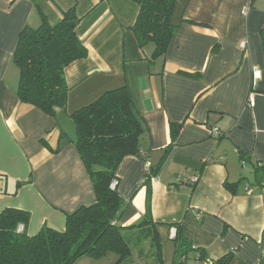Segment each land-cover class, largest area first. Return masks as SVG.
Instances as JSON below:
<instances>
[{"label":"crops","instance_id":"0c3cea01","mask_svg":"<svg viewBox=\"0 0 264 264\" xmlns=\"http://www.w3.org/2000/svg\"><path fill=\"white\" fill-rule=\"evenodd\" d=\"M172 1L177 31L164 57L152 58L154 45L140 46L132 31L135 0H0V213H29L25 232L33 237L43 227L63 232L66 215L95 203L70 115L125 87L145 128L141 147L151 167L162 164L145 183L143 161L120 163L123 227L146 222L136 229L156 233L161 264H175L173 227L200 250L187 264L198 254L217 264H264V0ZM70 10L87 56L65 69L66 107L49 117L18 100L13 52L23 28L54 26ZM181 175L198 181L177 184ZM151 260L157 264L154 251Z\"/></svg>","mask_w":264,"mask_h":264},{"label":"trees","instance_id":"16d2710c","mask_svg":"<svg viewBox=\"0 0 264 264\" xmlns=\"http://www.w3.org/2000/svg\"><path fill=\"white\" fill-rule=\"evenodd\" d=\"M135 1L139 12L132 31L138 43L143 46L151 42L154 45L152 58L164 57L178 28L170 21L173 1ZM78 22L74 10H70L54 26L42 20L36 29H22L13 52V64L18 70L16 96L21 104L49 117L66 107L69 89L65 69L87 56L86 48L76 35ZM70 118L75 130L72 143L91 181L95 203L66 215L63 232L43 227L33 237L25 232L29 213L5 209L0 213V264H75L82 257L100 260L108 254L117 257L115 264H123L132 258L126 234L142 228L146 222L123 227L120 219L124 201L117 187L111 189L110 185L116 180L117 169L124 158L133 156L149 163V151L141 147L145 135L143 123L125 87L105 92L95 102L73 112ZM177 131V127H171L172 139ZM170 146L165 149L166 154ZM58 151L59 147L54 153ZM161 164L150 165L145 183L156 176ZM261 172V168L255 169L257 177ZM18 226L23 227L21 232H17ZM149 237L155 261L161 264L157 235L152 231ZM173 241L175 264H187L188 255L200 251L177 236ZM197 260L206 259L198 254Z\"/></svg>","mask_w":264,"mask_h":264},{"label":"rangeland","instance_id":"374dc122","mask_svg":"<svg viewBox=\"0 0 264 264\" xmlns=\"http://www.w3.org/2000/svg\"><path fill=\"white\" fill-rule=\"evenodd\" d=\"M148 238L149 233L146 229H136L132 233L126 234V239L132 249L133 264H155L154 260H151V253L154 249L151 250V247L147 246ZM113 258L115 259L114 254H108L102 258L103 260L99 264H115V261L111 262Z\"/></svg>","mask_w":264,"mask_h":264},{"label":"built area","instance_id":"2783aa9c","mask_svg":"<svg viewBox=\"0 0 264 264\" xmlns=\"http://www.w3.org/2000/svg\"><path fill=\"white\" fill-rule=\"evenodd\" d=\"M247 11H248V8H244L243 11H242V14L245 16V15L247 14ZM241 47H244V44H242ZM253 77H254L255 79L259 78V77H260V73H258V71H256V70H254ZM145 165H146V168H147V169L150 167V164H149L148 162H147ZM243 167H244V166H243ZM176 181H177V184H183V185H185V186H187V185H189V186H190V185H195V184L197 183V181H198V176H196V175H181V176H179V177L177 178ZM117 186H118V181H117V179H116V180H114V181L112 182V184L110 185V188H111V189H114V188H116ZM22 229H23L22 226H18V227H17V232H21ZM175 233H176V229H175L174 227L171 228V229H170V238H171L172 240H173L174 237H175ZM194 264H215V263L212 262V261H210V260H208V259H206V260H202V261L197 260V261H195Z\"/></svg>","mask_w":264,"mask_h":264}]
</instances>
